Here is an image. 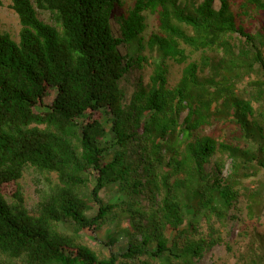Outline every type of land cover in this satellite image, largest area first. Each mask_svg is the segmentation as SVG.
Listing matches in <instances>:
<instances>
[{
	"label": "trees",
	"instance_id": "1",
	"mask_svg": "<svg viewBox=\"0 0 264 264\" xmlns=\"http://www.w3.org/2000/svg\"><path fill=\"white\" fill-rule=\"evenodd\" d=\"M9 2L21 30H0V264H198L242 210L264 216V0ZM146 46L153 73L132 79ZM28 168L56 175L34 213ZM107 224L109 254L83 239ZM245 233L235 264H264V228Z\"/></svg>",
	"mask_w": 264,
	"mask_h": 264
},
{
	"label": "rangeland",
	"instance_id": "2",
	"mask_svg": "<svg viewBox=\"0 0 264 264\" xmlns=\"http://www.w3.org/2000/svg\"><path fill=\"white\" fill-rule=\"evenodd\" d=\"M0 30L3 33H7L11 36L13 40H18V36L21 30V26L19 23V19L17 15L9 8L10 2L9 0H0ZM42 18L52 23L53 20L51 15L45 11H39ZM116 13H121V8L116 6ZM146 16V24L147 29L144 34L145 43L148 41L149 37L158 31V16L156 14H152L147 12ZM124 51V50H123ZM144 55L148 59L147 62H144V68L142 70H138L132 75V79L134 77H139L136 75H141L144 81H148L150 76L153 73V66L151 53L149 48L146 46V51ZM171 64V63H170ZM169 64V65H170ZM181 67L172 66L171 65V73H172V82H176L181 75ZM126 86V94L129 97L132 93V86L129 84H124ZM49 103V101H48ZM232 127L228 128L230 131ZM50 181H56V175H46L37 172L33 168H28L25 170L23 178L19 182L21 187L20 191L24 196L25 206L30 211H37L39 203L43 200L45 193L49 190ZM18 186L11 185L7 188V199L9 201H14L13 195L17 191ZM115 195L114 192L111 191H103L101 196L105 201H110ZM34 213V212H33ZM254 226L264 228V216H262L259 221L250 220L247 217L246 211L242 210L241 213L237 215V219L229 220L228 224L225 228H222L221 237L223 238V242L217 246H215L210 252L206 253L205 256L198 262V264H213L217 261H226L230 264H235V251L240 248V246L245 243L247 240L246 231L248 229H252ZM114 232V227L110 224L105 225L98 233H96L93 237L84 236L83 239L90 246L96 249H103L107 254H109L110 247H108V237ZM125 241L121 240L118 246H124ZM227 245L232 247V250L227 249ZM236 255V254H235Z\"/></svg>",
	"mask_w": 264,
	"mask_h": 264
}]
</instances>
